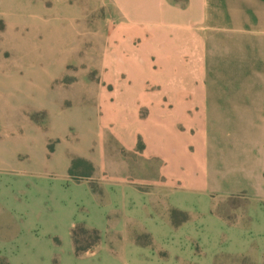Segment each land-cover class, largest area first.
<instances>
[{"label": "rangeland", "instance_id": "1", "mask_svg": "<svg viewBox=\"0 0 264 264\" xmlns=\"http://www.w3.org/2000/svg\"><path fill=\"white\" fill-rule=\"evenodd\" d=\"M151 39L114 0H0V264H264V171L201 179L157 145L216 126L179 70L130 63Z\"/></svg>", "mask_w": 264, "mask_h": 264}, {"label": "crops", "instance_id": "2", "mask_svg": "<svg viewBox=\"0 0 264 264\" xmlns=\"http://www.w3.org/2000/svg\"><path fill=\"white\" fill-rule=\"evenodd\" d=\"M114 1L126 9L130 19L145 22L152 34L138 59L130 63L137 67L140 61L144 70L149 69L152 53L170 71L179 70L173 76L176 80L185 78L193 88L200 105L198 116L203 123H215V132L204 129L196 136V143L200 140L201 144H194L191 155L187 134L155 130L157 145L167 152L174 166L186 168L201 179L221 172L239 181V186L246 185L243 182L251 178L250 174L255 180L262 179L264 0H190L187 10L166 7L162 0ZM149 4L159 8L153 14L144 13ZM196 20L202 22L201 30L194 26ZM213 39L218 51L234 54L235 69L231 73L209 63Z\"/></svg>", "mask_w": 264, "mask_h": 264}]
</instances>
